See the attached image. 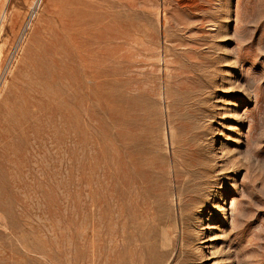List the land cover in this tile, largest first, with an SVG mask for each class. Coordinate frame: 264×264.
<instances>
[{
  "label": "rangeland",
  "instance_id": "1",
  "mask_svg": "<svg viewBox=\"0 0 264 264\" xmlns=\"http://www.w3.org/2000/svg\"><path fill=\"white\" fill-rule=\"evenodd\" d=\"M0 264H264V0H0Z\"/></svg>",
  "mask_w": 264,
  "mask_h": 264
},
{
  "label": "bare ground",
  "instance_id": "2",
  "mask_svg": "<svg viewBox=\"0 0 264 264\" xmlns=\"http://www.w3.org/2000/svg\"><path fill=\"white\" fill-rule=\"evenodd\" d=\"M75 27V26H74ZM44 93V92H43ZM198 140V139H197ZM200 176V175H199ZM196 181V180H195ZM233 206V205H232Z\"/></svg>",
  "mask_w": 264,
  "mask_h": 264
}]
</instances>
